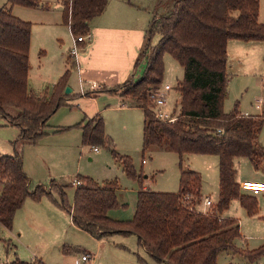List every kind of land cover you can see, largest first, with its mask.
<instances>
[{
  "label": "trees",
  "instance_id": "16d2710c",
  "mask_svg": "<svg viewBox=\"0 0 264 264\" xmlns=\"http://www.w3.org/2000/svg\"><path fill=\"white\" fill-rule=\"evenodd\" d=\"M60 1L63 21L75 37L90 33L91 21L109 3V0ZM8 4L0 9V116L19 128L16 143H35L62 105L68 71L51 92L36 95L30 90L32 25L14 16L11 7L45 5L39 0H8ZM259 8L260 0H175L172 10L154 18L148 34L150 37L158 33L159 43L156 46L148 43L135 62L133 78L112 91H119L121 97L132 100L143 110L144 151L158 148L179 155L180 189L178 192L141 189L133 218L122 221L110 215L121 207L117 184L99 185L84 177L76 188L72 207L63 201L76 227L99 240L112 234H135L145 251L163 264H218L223 251L237 253L249 263H256L264 255V243L254 250L240 249L236 245L241 237L239 220L223 216L233 200H239L250 215L258 211L256 196L241 190L235 160L248 158L256 168L264 167V147L259 142L264 116H246L240 112L238 103L226 113L224 100L229 83L228 42H264ZM165 54L172 55L184 69L183 79L177 85L180 113L174 123L155 117L151 98V92L163 83ZM143 63L144 70L136 79ZM80 127L84 144L94 147L99 143L110 144L100 115ZM190 154L215 155L219 159V198L208 212L197 208L202 198L200 173L183 165V157ZM123 164L126 172L135 177L131 162L124 159ZM29 184L20 151L16 148L13 155H0V224L5 229L12 230L15 213L28 198L40 200L49 194L41 185L31 191ZM9 264H41V261L16 258Z\"/></svg>",
  "mask_w": 264,
  "mask_h": 264
},
{
  "label": "rangeland",
  "instance_id": "374dc122",
  "mask_svg": "<svg viewBox=\"0 0 264 264\" xmlns=\"http://www.w3.org/2000/svg\"><path fill=\"white\" fill-rule=\"evenodd\" d=\"M39 1L45 7H11L14 16L32 25L29 88L36 95L51 92L68 71L66 88L70 87L72 91H64L66 96L63 97L62 105L49 119L44 135L35 143H16L20 135L19 128L10 125L5 117L0 116V155H13L17 148L22 154L24 169L30 178V190L34 191L41 185L49 192L40 200L32 199L40 206L42 219L27 239L23 241L13 238L0 225V264H9L16 258L26 262L38 260L41 264H76V260L85 253H90L91 258L84 264H163L155 261L145 251L137 235L112 234L105 239H96L77 228L70 213L63 206L65 201L66 206L72 207L77 188L76 180L87 177L99 185L114 182L119 188L117 196L121 207L112 210L110 215L117 220H131L141 189L157 192L179 191L180 157L175 152L158 148L144 151L143 110L120 98L119 91H112L114 87L121 85L111 83L115 78L100 77L93 72H90V77L79 76L74 59L70 56L71 34L68 25L63 21L62 2ZM135 1L150 3V0ZM164 3L152 4L151 20L156 13L162 15L169 8L172 10L173 0H165ZM8 6V0H0V9ZM259 21L264 23V0H260ZM150 26L149 23L145 33L147 37L144 38L138 57L148 43L151 46L159 43L158 33L149 37ZM89 27L91 31V24ZM163 59L165 72L162 86L170 85L172 88L164 109L178 115L180 94L177 85L183 79L184 69L170 54H165ZM144 63L139 68L136 79L142 74ZM256 65V72L251 70L248 91L243 87V77L235 76L233 70L228 69L229 86L224 100L226 113L231 112L240 102L250 106L252 115H258L264 110V45ZM98 73L110 74L111 71ZM133 74L134 67L129 79L133 78ZM94 83L97 88L92 87ZM260 98L263 103L259 110L255 108V103ZM96 115L103 118L105 133L111 140L109 145L96 144L98 151H94V146L83 143V131L80 127V124ZM260 142L264 145V124ZM124 159L131 162L137 177L126 172ZM183 159L186 169L199 172L202 177V201L210 196L216 205L219 198L218 157L190 154ZM235 166L238 180H249L255 172L261 174L264 181V167L256 168L248 158L236 159ZM256 198L258 211L254 215H250L239 200H233L225 213L226 216L239 220L241 237L236 245L240 249L254 250L264 243V193ZM202 201L200 209L208 211L210 208L203 204L206 207L204 209ZM257 263L264 264V255ZM218 264L251 263L237 253L223 251L218 256Z\"/></svg>",
  "mask_w": 264,
  "mask_h": 264
},
{
  "label": "crops",
  "instance_id": "0c3cea01",
  "mask_svg": "<svg viewBox=\"0 0 264 264\" xmlns=\"http://www.w3.org/2000/svg\"><path fill=\"white\" fill-rule=\"evenodd\" d=\"M154 2L156 5L165 4V0H150V3H146L144 1L137 3L135 0H109L105 11L100 16L95 17L90 23V33L92 38L87 42H82L79 44L81 51H79V54L76 58H73L76 72L79 74V76L85 78L90 77V72H93L97 75L99 74L100 77H108L109 79L111 76L115 78L114 81H111L112 84H121L122 82L128 81L133 67L135 66L134 63L138 58L140 48L143 45L148 24H151L154 18L161 16L160 14L156 13V15H154L151 20L150 10ZM174 3L175 0H173V6ZM169 11L170 8L166 11V13ZM69 30L71 34L69 45H71L74 43L75 36L72 34L70 28ZM263 43V41L241 40H230L228 42V69L233 70L234 74H236L235 76L243 77L242 79L245 83L243 84V87L245 91L249 90L248 82L250 81L251 70H255L256 72V68L258 67L256 63L262 51V47L264 45ZM107 70H110L111 73H98L99 71ZM103 80L105 81L107 79ZM120 98L123 97L120 96ZM260 99L262 100V104L263 99ZM260 99H258L255 103V108L259 110L262 108V105L260 108H257L258 101ZM126 100L132 102L133 105H135L132 100ZM133 107L137 106L135 105ZM239 107V110L242 114L252 115L249 111V105L240 102ZM262 112L264 113V110L260 111L258 115H262ZM260 144L264 147L262 142H260ZM94 151L98 150H95L94 147ZM261 177V174L254 172L251 175V179L238 180L237 178V181L240 184L244 181L264 182ZM244 193L252 195L250 193ZM210 198L212 199V197ZM200 204L197 206V208L200 206ZM203 207L204 209L206 208L204 205ZM198 210L201 212H206L203 211V209H200V207ZM223 216L228 217L225 214ZM41 219L42 210L40 206H38V204L31 198H28L22 207L16 211L12 230H6L11 233L10 235H12L13 238L24 241V239H27V237L30 235L32 230L35 229V226L40 224ZM251 264L258 263L256 262Z\"/></svg>",
  "mask_w": 264,
  "mask_h": 264
},
{
  "label": "built area",
  "instance_id": "2783aa9c",
  "mask_svg": "<svg viewBox=\"0 0 264 264\" xmlns=\"http://www.w3.org/2000/svg\"><path fill=\"white\" fill-rule=\"evenodd\" d=\"M91 38H92L91 33H88L87 35H83L82 37H75L74 43L72 44L70 48V56L72 58H76L77 55L79 54V44L82 42H87ZM92 87L97 88L96 83H94ZM171 89L172 88L170 85H164L158 88L157 90L151 92V98L154 103L153 111H154L155 117L163 122H168V123H174L177 120V116H178L176 114H171L164 109L167 104L168 94ZM261 102L262 100L260 99L258 101L257 108L261 107ZM244 115L247 116L249 114H244ZM95 150H98V148L95 147ZM143 162H145V160ZM75 184L79 186L81 184V181L76 180ZM240 187L242 191L246 193H250L255 196L264 192V182L244 181L240 184ZM203 200H204L203 204L207 206L208 208L212 209L215 206L214 202L212 201L210 197H205V199ZM90 258H91V255L89 253H85L82 255L80 259L76 260V264H84Z\"/></svg>",
  "mask_w": 264,
  "mask_h": 264
},
{
  "label": "water",
  "instance_id": "95a60500",
  "mask_svg": "<svg viewBox=\"0 0 264 264\" xmlns=\"http://www.w3.org/2000/svg\"><path fill=\"white\" fill-rule=\"evenodd\" d=\"M71 91H72V89L70 87H67L66 90H65L66 93H69Z\"/></svg>",
  "mask_w": 264,
  "mask_h": 264
}]
</instances>
